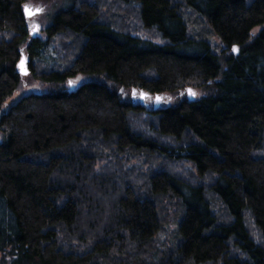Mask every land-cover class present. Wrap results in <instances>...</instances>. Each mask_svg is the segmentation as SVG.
I'll use <instances>...</instances> for the list:
<instances>
[{
	"label": "trees",
	"instance_id": "1",
	"mask_svg": "<svg viewBox=\"0 0 264 264\" xmlns=\"http://www.w3.org/2000/svg\"><path fill=\"white\" fill-rule=\"evenodd\" d=\"M28 1L0 0V108L52 90L0 117V264H264V0H71L46 41Z\"/></svg>",
	"mask_w": 264,
	"mask_h": 264
},
{
	"label": "rangeland",
	"instance_id": "2",
	"mask_svg": "<svg viewBox=\"0 0 264 264\" xmlns=\"http://www.w3.org/2000/svg\"><path fill=\"white\" fill-rule=\"evenodd\" d=\"M71 3V0H29L27 2L28 6H30L33 10H41V14L38 16H35L30 22L32 23V26H30V31L34 32L35 38L40 39L41 41H46L48 38L47 35V27L50 25L51 18L61 9L65 8ZM35 24V25H34ZM34 26L37 27V30L34 31L33 29L35 28ZM43 58L51 62L52 59L54 58V53L50 50L47 53L42 54ZM26 69V68H25ZM27 72V71H25ZM29 72L26 74L23 73V76H27ZM90 80L89 77L85 75H78L69 82L74 85V87H78L79 85L88 82ZM49 81V83H52ZM52 90V87H49L47 84L33 79L31 77H25L23 80V83L21 86L11 95L1 106L0 108V117L3 113L8 111L12 105H14L18 100H20L23 96L30 94V93H36V94H45L48 93ZM122 94L124 97H127L128 99V94H130L131 101L134 99H138L141 97V92L137 91L133 95V98L131 94L133 91H127L124 89H121ZM161 98V96H160ZM154 100L155 97H145V104L148 108H152L154 106ZM174 101V96L171 94H166L163 96L162 100V107L168 106ZM3 141V135L0 132V143Z\"/></svg>",
	"mask_w": 264,
	"mask_h": 264
},
{
	"label": "flooded vegetation",
	"instance_id": "3",
	"mask_svg": "<svg viewBox=\"0 0 264 264\" xmlns=\"http://www.w3.org/2000/svg\"><path fill=\"white\" fill-rule=\"evenodd\" d=\"M23 11H24V16H25V18H26V20H27V24H28V28H29V30H30V26H32V23L30 22L35 16H38L39 14H41V10H39V11H37V10H33L30 6H28V4H27V2L23 5ZM35 25V24H34ZM35 28L33 29L34 31H36L37 30V27L36 26H34ZM48 28V27H47ZM30 33H31V36H32V34L34 33V32H31L30 31ZM22 65H24V64H22ZM145 94L144 95H142L140 98H138V102H140L139 103V105L141 106V105H144V103H145ZM161 96V98H160V105H159V108L160 109H162V108H164V107H162V100H163V96L164 95H160ZM153 97V96H152ZM166 107V106H165Z\"/></svg>",
	"mask_w": 264,
	"mask_h": 264
},
{
	"label": "water",
	"instance_id": "4",
	"mask_svg": "<svg viewBox=\"0 0 264 264\" xmlns=\"http://www.w3.org/2000/svg\"><path fill=\"white\" fill-rule=\"evenodd\" d=\"M33 37H35V34H32ZM27 72H24L26 74ZM160 105V95H156L155 100H154V109L157 110Z\"/></svg>",
	"mask_w": 264,
	"mask_h": 264
},
{
	"label": "snow or ice",
	"instance_id": "5",
	"mask_svg": "<svg viewBox=\"0 0 264 264\" xmlns=\"http://www.w3.org/2000/svg\"><path fill=\"white\" fill-rule=\"evenodd\" d=\"M37 11H39V10H37Z\"/></svg>",
	"mask_w": 264,
	"mask_h": 264
}]
</instances>
